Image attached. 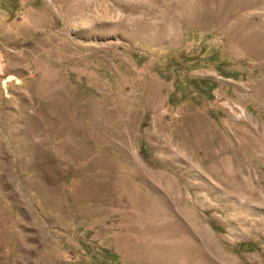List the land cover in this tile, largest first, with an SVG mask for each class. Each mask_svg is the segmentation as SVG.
<instances>
[{
	"label": "rangeland",
	"instance_id": "1",
	"mask_svg": "<svg viewBox=\"0 0 264 264\" xmlns=\"http://www.w3.org/2000/svg\"><path fill=\"white\" fill-rule=\"evenodd\" d=\"M228 259L264 264V0H0V264Z\"/></svg>",
	"mask_w": 264,
	"mask_h": 264
},
{
	"label": "bare ground",
	"instance_id": "2",
	"mask_svg": "<svg viewBox=\"0 0 264 264\" xmlns=\"http://www.w3.org/2000/svg\"><path fill=\"white\" fill-rule=\"evenodd\" d=\"M235 153V152H234ZM235 157V156H234ZM236 158V157H235ZM237 159V158H236ZM235 159V160H236ZM243 159V158H242ZM241 159V160H242ZM225 160V159H224ZM227 160H228V158H227ZM232 163V162H231ZM239 164V163H238ZM245 164V163H244ZM240 168H241V166H240ZM236 171H238V170H236ZM240 172V171H239ZM244 173H248V174H251V173H253V171H247L246 169H244V168H241V172H240V181H239V193H247L248 192V189L246 188V184H245V182H244V178H243V175H244ZM237 174H238V172H237ZM236 177V176H235ZM238 178V177H237ZM238 185V184H237ZM250 191V190H249ZM263 192V191H262ZM250 194V193H249ZM253 196V197H251V196ZM249 196H250V198H255V196L257 197V194H253V192H252V194H250ZM182 210H183V213L185 214L186 213V209L183 207L182 208ZM152 213H155L156 211H157V206H155L154 208H152L151 210H150ZM260 228V227H259ZM180 234H181V232H180ZM183 235V234H182ZM176 237V236H175ZM208 237H209V235H208ZM211 237V236H210ZM205 239H207V238H205ZM208 240H209V238H208ZM206 241V240H205ZM160 242V241H159ZM170 242V241H169ZM209 243V242H208ZM159 244V243H158ZM173 244H175V249H176V252L177 251H181V250H189V249H191L192 251H199V249L198 248H195V247H193V246H187V242L186 241H183V242H175V243H173ZM205 245V244H204ZM161 246H163V245H161ZM164 247V246H163ZM169 247H170V245H169ZM162 248V247H161ZM185 253V252H184ZM186 254V253H185ZM184 255V254H183ZM228 263L229 264H232L230 261H229V259H228Z\"/></svg>",
	"mask_w": 264,
	"mask_h": 264
}]
</instances>
